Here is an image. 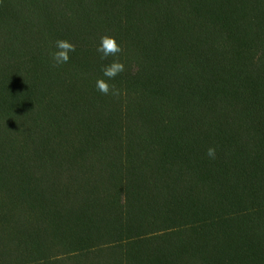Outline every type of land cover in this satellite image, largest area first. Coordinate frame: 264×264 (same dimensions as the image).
Here are the masks:
<instances>
[{"label": "trees", "instance_id": "1", "mask_svg": "<svg viewBox=\"0 0 264 264\" xmlns=\"http://www.w3.org/2000/svg\"><path fill=\"white\" fill-rule=\"evenodd\" d=\"M0 264H264V0H0Z\"/></svg>", "mask_w": 264, "mask_h": 264}, {"label": "clouds", "instance_id": "2", "mask_svg": "<svg viewBox=\"0 0 264 264\" xmlns=\"http://www.w3.org/2000/svg\"><path fill=\"white\" fill-rule=\"evenodd\" d=\"M55 49L56 50L51 52L50 55L53 61V67H59L69 62V54L76 51V46L66 39H58L55 41ZM96 51L100 53L101 60H105L108 57L114 58L111 63L102 67L103 77L96 80V88L103 95L119 97L122 94L121 90L118 89L115 84L109 83V81L114 80L125 71V64L119 59L122 48L120 44L117 43L115 37L104 35L100 38V43ZM206 154L210 159H215V147H209Z\"/></svg>", "mask_w": 264, "mask_h": 264}]
</instances>
